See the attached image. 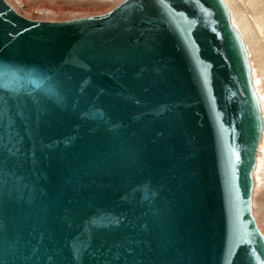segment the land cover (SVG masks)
Segmentation results:
<instances>
[{
	"label": "water",
	"instance_id": "obj_1",
	"mask_svg": "<svg viewBox=\"0 0 264 264\" xmlns=\"http://www.w3.org/2000/svg\"><path fill=\"white\" fill-rule=\"evenodd\" d=\"M263 131L223 0H0V264H264Z\"/></svg>",
	"mask_w": 264,
	"mask_h": 264
},
{
	"label": "bare ground",
	"instance_id": "obj_2",
	"mask_svg": "<svg viewBox=\"0 0 264 264\" xmlns=\"http://www.w3.org/2000/svg\"><path fill=\"white\" fill-rule=\"evenodd\" d=\"M4 1L18 15H20L19 10H21L23 13L27 12L31 14H33V12L34 13L36 12V14L37 13L40 14L39 15L40 17L37 18L47 19V22H57L55 21L56 19H61V17L64 16V14H66L65 12L66 9L64 8V4H69L71 7H78V9H73L72 11H69L71 18L74 17V19L69 20L71 21V20H75L76 18L78 19L79 17H77V15L82 14V12L86 13V10L93 9V13L96 12L94 9H103L105 11L106 10L110 11L114 9L116 6H118L120 3H122L124 0H41V2L43 1L41 3L42 5L41 4L34 5L36 4L35 2L39 0H4ZM223 2L226 4L230 12V17L233 25L244 24L247 22V15L245 13L247 12V9L249 10L251 17L256 20L257 30L254 36L247 32L241 33L240 26L234 25V27L240 34L246 46L249 56V62L252 68L253 79L257 83L255 87L258 93L260 105L262 108V113L264 116V0H223ZM80 18H87V17L83 16ZM32 21H38V20H32ZM259 147H260V143H259ZM258 159H257L256 169L254 171L255 194L258 188L260 187V185H262V183L260 184V181L264 179V162ZM263 187H264V182H263ZM254 193H253V213L256 222L258 224V227L260 228L261 232L264 235V217L262 218V220L259 221L257 215L258 212L256 211L258 210L260 213L264 212V195L263 197L261 196L262 199L260 200L259 203L260 205L258 207L257 199L259 198H256V196H254Z\"/></svg>",
	"mask_w": 264,
	"mask_h": 264
},
{
	"label": "rangeland",
	"instance_id": "obj_3",
	"mask_svg": "<svg viewBox=\"0 0 264 264\" xmlns=\"http://www.w3.org/2000/svg\"><path fill=\"white\" fill-rule=\"evenodd\" d=\"M42 2H41V0H39V1L35 2L36 4H34V5H40ZM64 8L66 9V11H65L66 14H64V16L61 17V19H56L55 21H57V22H66V21H69L70 19H74V17L71 18V15H70L69 11H72L73 9H78V7H71L69 4H64ZM94 10L96 11L94 13H93V9L86 10L87 14L82 12V14L77 15V17L80 18V17H83V16L84 17L98 16V15H102V14H105V13L109 12V10L105 11L103 9H94ZM19 13H20L21 16H23L25 18H28L30 20L47 21V19L37 18V17H40L39 16L40 14L39 13L36 14V12L35 13L33 12V14H31V13H27V12L23 13L21 10H19ZM245 13L247 15V22L244 23V24H234V25L241 27L240 28V32L241 33L247 32V33L252 34L254 36L256 34V30H257L256 20L251 17L250 12H249L248 9H247V12H245ZM31 15H33V16H31ZM254 83H255V85L257 84L255 81H254ZM263 138H264V133L262 135V139H261L260 147H259V152H258V156H257L258 158L259 157L261 158V159L260 158L259 159L257 158V159L262 161V162H264V145H263L264 144V139ZM263 182H264V179H262L260 181V184L262 183V185H260V187L258 188L256 194L254 193V196H256V198H259V199H257L258 201L256 200L257 203H258L257 204L258 207L260 205L259 204L260 200L262 199V197L264 195ZM256 211L258 212L257 215H258L259 221L262 220V218L264 217V212L260 213L258 210H256Z\"/></svg>",
	"mask_w": 264,
	"mask_h": 264
},
{
	"label": "snow or ice",
	"instance_id": "obj_4",
	"mask_svg": "<svg viewBox=\"0 0 264 264\" xmlns=\"http://www.w3.org/2000/svg\"><path fill=\"white\" fill-rule=\"evenodd\" d=\"M159 3L163 4L164 0H158ZM98 118L103 119V116L100 115L99 113L97 114Z\"/></svg>",
	"mask_w": 264,
	"mask_h": 264
}]
</instances>
